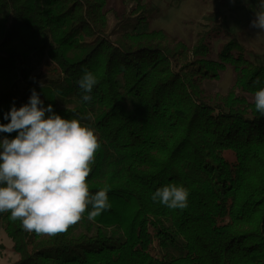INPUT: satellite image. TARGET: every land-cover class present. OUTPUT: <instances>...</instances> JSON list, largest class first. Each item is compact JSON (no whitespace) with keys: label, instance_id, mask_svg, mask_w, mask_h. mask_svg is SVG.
<instances>
[{"label":"trees","instance_id":"obj_1","mask_svg":"<svg viewBox=\"0 0 264 264\" xmlns=\"http://www.w3.org/2000/svg\"><path fill=\"white\" fill-rule=\"evenodd\" d=\"M134 1L136 26L112 36L108 13L123 11L108 0H0V124L35 89L53 113L94 130L100 148L87 182L93 193L107 186L111 205L94 233L76 239L75 225L38 235L0 213L11 264H264V116L254 104L264 56L234 37L217 8L190 45L161 28L139 30L144 11ZM85 70L98 78L89 102L77 83ZM228 70L222 91L215 85ZM169 184L189 191L185 209L151 199Z\"/></svg>","mask_w":264,"mask_h":264},{"label":"clouds","instance_id":"obj_2","mask_svg":"<svg viewBox=\"0 0 264 264\" xmlns=\"http://www.w3.org/2000/svg\"><path fill=\"white\" fill-rule=\"evenodd\" d=\"M260 7L250 26L264 32V0ZM77 83L82 101H91L97 76L85 70ZM254 104L264 116V88L255 92ZM4 119L9 122L0 124V132L17 135L0 139V213H10V219L19 220L29 233L56 236L79 223L86 212L93 221L110 209L109 188L93 193L87 182L100 148L94 130L53 113L52 105L45 107L35 89L27 104L19 108L13 104ZM188 196L185 187L169 184L151 199L183 210Z\"/></svg>","mask_w":264,"mask_h":264},{"label":"rangeland","instance_id":"obj_3","mask_svg":"<svg viewBox=\"0 0 264 264\" xmlns=\"http://www.w3.org/2000/svg\"><path fill=\"white\" fill-rule=\"evenodd\" d=\"M255 4H260V0H254ZM134 0H108V6L123 15L115 16L108 13V33L112 36L115 33L131 29L137 24L139 13L132 11L136 6ZM141 8L144 11V20L139 25V30L147 31L150 29H164L169 34L183 38L188 44H193L200 31L206 29L205 23L207 13L217 8L225 24L234 37L247 48L264 56V32L258 28L251 27V21L255 18L257 9L255 4L248 8H240L231 5L226 0H140ZM125 10V11H124ZM226 42V38L218 40L215 45ZM231 71L228 70L223 81L215 87L225 91L231 81ZM43 76H39L37 71L34 73L33 80L40 82ZM71 103L70 106H73ZM229 160L234 157L230 155ZM95 226L87 218L77 223L71 234L76 239L84 234L94 233ZM112 233V229L108 230ZM47 236V235H45ZM180 251L178 250L176 254ZM160 256V252H156ZM17 255L11 250V242L8 236L0 228V264H11Z\"/></svg>","mask_w":264,"mask_h":264}]
</instances>
